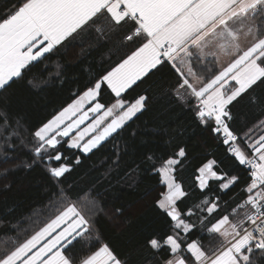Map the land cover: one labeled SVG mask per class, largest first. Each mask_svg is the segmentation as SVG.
I'll return each instance as SVG.
<instances>
[{"label":"snow or ice","instance_id":"6c2138e0","mask_svg":"<svg viewBox=\"0 0 264 264\" xmlns=\"http://www.w3.org/2000/svg\"><path fill=\"white\" fill-rule=\"evenodd\" d=\"M0 5V188L20 167L47 178L45 204L27 227L0 213V264H264V0ZM100 45L111 53L106 67L86 69L71 102L29 125L33 98L63 76L57 61ZM157 105L188 119L143 157L157 180L145 205L157 226L117 252L101 242L97 218L131 227L138 210L106 213L91 187L69 177ZM197 132L223 148L234 170L205 158L189 185L182 171ZM115 147L104 179L126 154ZM138 168L125 171L129 186Z\"/></svg>","mask_w":264,"mask_h":264},{"label":"trees","instance_id":"16d2710c","mask_svg":"<svg viewBox=\"0 0 264 264\" xmlns=\"http://www.w3.org/2000/svg\"><path fill=\"white\" fill-rule=\"evenodd\" d=\"M7 2L10 3V0ZM77 51L78 49H73L67 56L57 61L63 66L61 69L63 76L50 82L46 90L34 97V103L25 110L29 125L49 118L55 111L71 102L73 93L83 90L88 82L90 76L87 70L92 73L102 71L101 65L106 67V61L111 56L107 47L103 45L86 47L82 56L79 57ZM60 80H63V83ZM187 119L186 116L174 115L173 112L157 105L135 122H130V126L122 132L121 136L97 151L90 160H85L84 166L78 168L69 177L70 180L75 181L78 189L91 187L101 208L106 213L110 214L116 208L138 210L131 227H118L113 223L110 215L103 212L97 218L96 229L101 242L109 243L117 252L135 244L145 230L157 226L156 217L150 207H145L151 199L148 194L157 187V180L147 171L149 164L143 160V157L145 153L158 149L166 130L170 131L181 120ZM239 127L240 125L237 124V128ZM189 139L195 142L196 147L194 155L185 162L182 171V178L186 184L192 183L191 177L195 169L205 158H216L222 164L227 165L225 170H234L225 157L223 148L218 146L206 133L197 132ZM117 144L126 154L122 156L119 169L113 170L108 178L104 179L102 173L105 172V157H111ZM20 158L26 159V156L21 155ZM136 166H139L134 173L136 183L129 186L130 181L124 178V173L126 170L132 171ZM241 175L243 176V173ZM7 182L10 188L7 190L0 188V213L5 214L4 219L6 220L19 218L20 223L27 227L30 223L28 217L40 211L45 204L44 186L47 178L39 168L28 171L20 167L9 173ZM2 183L4 182L0 181V184ZM236 191H239V188ZM13 209L9 217L6 213ZM120 223H123V218Z\"/></svg>","mask_w":264,"mask_h":264}]
</instances>
